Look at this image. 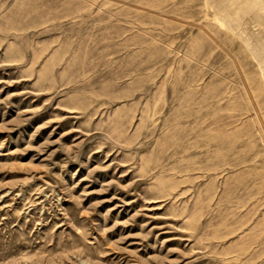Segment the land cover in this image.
<instances>
[{
	"label": "rangeland",
	"instance_id": "obj_1",
	"mask_svg": "<svg viewBox=\"0 0 264 264\" xmlns=\"http://www.w3.org/2000/svg\"><path fill=\"white\" fill-rule=\"evenodd\" d=\"M0 264H264V0H0Z\"/></svg>",
	"mask_w": 264,
	"mask_h": 264
}]
</instances>
